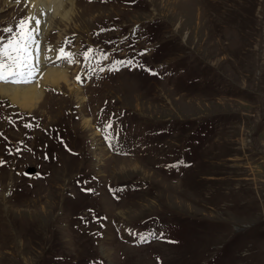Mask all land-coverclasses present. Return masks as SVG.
<instances>
[{
    "label": "rangeland",
    "instance_id": "obj_1",
    "mask_svg": "<svg viewBox=\"0 0 264 264\" xmlns=\"http://www.w3.org/2000/svg\"><path fill=\"white\" fill-rule=\"evenodd\" d=\"M76 2L67 82L0 97V264H264V0Z\"/></svg>",
    "mask_w": 264,
    "mask_h": 264
},
{
    "label": "snow or ice",
    "instance_id": "obj_2",
    "mask_svg": "<svg viewBox=\"0 0 264 264\" xmlns=\"http://www.w3.org/2000/svg\"><path fill=\"white\" fill-rule=\"evenodd\" d=\"M41 20L35 15L26 16L20 20L15 27L0 29V32L7 33V36L0 35V83L27 85L38 82V76L42 75V62L60 61L72 65L78 62L77 54L67 51L64 47L59 49L51 46H41L42 41L38 39L41 32ZM55 53V58L47 53ZM83 61L87 62L86 67L94 70L91 66L93 62L98 65L100 61L106 60L107 54L99 49L88 48L80 54ZM103 71L102 68L99 69ZM77 80L80 77L77 76ZM112 127L111 123L105 125V140L109 142V147L114 148L118 143L107 129ZM2 163V162H0ZM154 236L149 233L141 236L140 242H148Z\"/></svg>",
    "mask_w": 264,
    "mask_h": 264
},
{
    "label": "bare ground",
    "instance_id": "obj_3",
    "mask_svg": "<svg viewBox=\"0 0 264 264\" xmlns=\"http://www.w3.org/2000/svg\"><path fill=\"white\" fill-rule=\"evenodd\" d=\"M29 16L35 15L41 20V32L38 39L42 41V47L47 39H50L51 31L56 27L55 20L60 18L62 22L72 20L76 0H23ZM7 8L16 5L13 0H3ZM58 28V27H57ZM59 29V28H58ZM60 37V36H59ZM55 42V41H54ZM53 43V42H52ZM51 44V43H50ZM55 58V53H47ZM60 61L42 62V75L38 76V82L19 85L0 83V97L6 98L10 103L18 105L21 109L29 110L35 107L46 86L56 87L60 82H67L66 70L59 67ZM38 104V103H37Z\"/></svg>",
    "mask_w": 264,
    "mask_h": 264
}]
</instances>
